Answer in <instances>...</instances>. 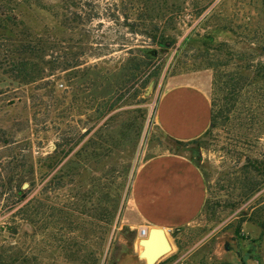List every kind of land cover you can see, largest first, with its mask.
<instances>
[{"label":"rangeland","instance_id":"374dc122","mask_svg":"<svg viewBox=\"0 0 264 264\" xmlns=\"http://www.w3.org/2000/svg\"><path fill=\"white\" fill-rule=\"evenodd\" d=\"M11 4L16 24L0 29V264H115L122 251L118 234L137 236L139 219L129 197L134 173L145 159L172 150L154 122L158 93L187 80L209 99L219 97L203 43L248 46L247 29L264 26V3ZM24 50L25 56L33 51L30 58L43 70L28 84L16 79L8 63ZM231 129L225 124L216 138L207 129L180 148L203 172L207 199L190 225L167 230L173 250L157 264H231L216 257L217 237L235 233L243 218H263L258 200L264 187L249 199L238 188L236 151L246 146L226 133ZM15 186L24 199L14 196ZM29 201L40 214L20 220L13 234L6 228L11 214ZM239 240L245 260L255 249L249 252Z\"/></svg>","mask_w":264,"mask_h":264},{"label":"trees","instance_id":"16d2710c","mask_svg":"<svg viewBox=\"0 0 264 264\" xmlns=\"http://www.w3.org/2000/svg\"><path fill=\"white\" fill-rule=\"evenodd\" d=\"M11 1L0 0L1 30L7 29L9 24H16L15 17L11 14L16 7H12ZM260 1L264 3V0ZM247 23H250V18ZM226 27L224 26L223 29ZM251 29H247L245 33L249 42L248 46L237 48L225 42H217L216 46L213 42L210 45L203 43L202 46L203 57L212 68V88L220 94L216 99L213 94V98L210 99L211 119L208 133L216 138L219 130L229 123L233 129L226 133L232 135L233 140L237 139L240 147L246 146L245 150L236 151V160L240 161V166L238 167L239 175L235 177L238 188L245 199H249L264 187V60L262 57L259 58L264 53V26L261 27L257 22V27L254 30ZM207 38L212 40L210 36ZM160 45L166 47L170 43L160 42ZM32 52L29 51V56H25L28 51L24 50V56L8 61L9 71L13 72L16 79L24 84L33 82L39 74L43 73V70L30 58ZM154 52L150 51L151 57L155 55ZM134 69L138 71L139 65H136ZM52 94L53 92L49 91L46 96L52 97ZM86 109H92V107L87 105ZM99 117H102V114ZM164 135L172 145L171 152L174 153H179L183 145L195 142V139L181 141ZM17 187L13 189V194L20 201L25 195H22V191ZM258 202L261 204L263 218H243L235 228V234L238 238L249 241V252L255 249L254 253L261 255L256 248L260 238L252 239L241 232L242 222L249 220L257 223L261 227V234H264V197H261ZM28 209L31 211L29 212ZM37 210L35 208V211H32L29 201L11 214L10 220L13 223L6 228L15 234L19 221L22 219L32 221L36 215L40 214ZM16 217L18 222H16Z\"/></svg>","mask_w":264,"mask_h":264},{"label":"crops","instance_id":"0c3cea01","mask_svg":"<svg viewBox=\"0 0 264 264\" xmlns=\"http://www.w3.org/2000/svg\"><path fill=\"white\" fill-rule=\"evenodd\" d=\"M210 119L209 96L193 81L173 83L157 95L154 122L164 134L174 139L190 141L200 137L208 129ZM129 197L139 219L138 227L157 226L172 230L190 225L199 215L207 199V183L192 159L166 151L141 162L133 175ZM241 232L252 239L260 238L257 249L263 262L261 227L245 220ZM243 245L246 250L250 249L248 240H243Z\"/></svg>","mask_w":264,"mask_h":264},{"label":"water","instance_id":"95a60500","mask_svg":"<svg viewBox=\"0 0 264 264\" xmlns=\"http://www.w3.org/2000/svg\"><path fill=\"white\" fill-rule=\"evenodd\" d=\"M154 80L147 85L144 96H148L153 88ZM26 184H24V187ZM117 243L122 246L115 264H157L160 259L173 250V245L167 233L162 227L150 226L145 235H137L130 239L123 233H119ZM214 253L218 259L230 257L231 264H262V256L248 254L244 260L240 248V240L234 232L225 231L217 237Z\"/></svg>","mask_w":264,"mask_h":264},{"label":"built area","instance_id":"2783aa9c","mask_svg":"<svg viewBox=\"0 0 264 264\" xmlns=\"http://www.w3.org/2000/svg\"><path fill=\"white\" fill-rule=\"evenodd\" d=\"M146 231H147V228L141 226V227L138 229V235H145V234H146Z\"/></svg>","mask_w":264,"mask_h":264},{"label":"flooded vegetation","instance_id":"af4514ba","mask_svg":"<svg viewBox=\"0 0 264 264\" xmlns=\"http://www.w3.org/2000/svg\"><path fill=\"white\" fill-rule=\"evenodd\" d=\"M223 259H227L228 261H230V257L228 255L225 256Z\"/></svg>","mask_w":264,"mask_h":264}]
</instances>
